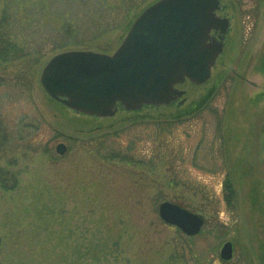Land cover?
Here are the masks:
<instances>
[{
    "label": "rangeland",
    "instance_id": "1",
    "mask_svg": "<svg viewBox=\"0 0 264 264\" xmlns=\"http://www.w3.org/2000/svg\"><path fill=\"white\" fill-rule=\"evenodd\" d=\"M157 1L83 10V0H0V35L27 50L0 61L12 138L0 167L18 176L16 189H0V264H264V0H220L219 13L232 19L224 50L207 84L178 86L182 105L99 118L68 109L39 83L59 53L113 54ZM67 24L77 45L63 47ZM166 121H175L168 131L152 124ZM112 133L98 151L96 139ZM110 150L128 158L107 159ZM161 201L201 216L200 232L165 224ZM226 242L230 261L219 257Z\"/></svg>",
    "mask_w": 264,
    "mask_h": 264
},
{
    "label": "water",
    "instance_id": "2",
    "mask_svg": "<svg viewBox=\"0 0 264 264\" xmlns=\"http://www.w3.org/2000/svg\"><path fill=\"white\" fill-rule=\"evenodd\" d=\"M220 0H159L135 19L113 54L68 51L53 56L39 83L46 94L84 115L113 117L119 109L168 106L185 95L177 85H205L223 51L229 19L216 15ZM219 32V40L211 32ZM64 144L56 147L58 154ZM160 219L186 236L197 235L204 219L178 204L163 201ZM232 243L219 257L229 261Z\"/></svg>",
    "mask_w": 264,
    "mask_h": 264
},
{
    "label": "trees",
    "instance_id": "3",
    "mask_svg": "<svg viewBox=\"0 0 264 264\" xmlns=\"http://www.w3.org/2000/svg\"><path fill=\"white\" fill-rule=\"evenodd\" d=\"M84 2V7L83 10H89L92 7L95 6H102L103 3L105 2V0H83ZM72 3V2H69ZM72 5V4H70ZM2 25V23H0V26ZM63 28V29H62ZM61 31L63 32L65 38L64 41L66 42L65 44H63V47H68V46H74L77 44H70L71 41L75 40V32L76 30L74 28H72L69 24H67L64 27H61ZM90 30V29H89ZM96 30L95 32L98 33V35H102L103 33H108L109 30L108 29H104L102 30V28H96L94 29ZM112 31V30H111ZM74 35V36H73ZM68 40L70 42H68ZM27 55V50L22 47L17 45L14 41H12L10 38H7L4 35H0V61L1 62H11L17 59H21L23 57H25ZM2 82V81H1ZM3 83H1L0 85H2ZM148 123V122H146ZM153 125H156L159 132H162L163 130H170L172 129V126H174L175 121H166V122H152ZM119 134L117 133H112L110 135L107 134V136H103V137H99L96 139L97 143L96 145H98L100 147V149H98V151H104V144H106L107 140H105L104 138H107L110 141H114L116 139V137H118ZM11 135L10 132L7 129V124H6V119L4 117V113L2 112V110L0 109V155L2 152L5 151V149L7 148L6 146L9 145L11 143ZM134 145V144H133ZM132 147V142L129 146V148L127 149V151H130ZM98 148V147H97ZM107 159H114V158H119L120 160H125L128 158L126 153H120L119 151L116 150H110L106 156ZM132 159V157H130V160ZM130 162V161H128ZM17 174L11 171H8L2 167H0V189H2L3 191L9 192V191H13L14 189H16L17 185H18V178H17ZM228 186V185H226ZM225 186V197L227 195L228 201H230V193H231V188L230 186L227 187L228 189V193H227V189ZM163 202V201H161Z\"/></svg>",
    "mask_w": 264,
    "mask_h": 264
},
{
    "label": "flooded vegetation",
    "instance_id": "4",
    "mask_svg": "<svg viewBox=\"0 0 264 264\" xmlns=\"http://www.w3.org/2000/svg\"><path fill=\"white\" fill-rule=\"evenodd\" d=\"M219 12H220V10L216 11V15L219 16V17L224 18L225 16L221 15ZM225 18H227V17H225ZM228 19H229V31H230V22H231L232 19H231V18H228ZM229 31H228V33H229ZM228 33H227V34L225 35V37H224L223 44L225 43V39H226V36L228 35ZM211 36L214 37L216 40H219L220 33H219V32H215V31H212V32H211ZM224 47H225V44H224V46H223V50H224ZM218 58H219V57H218ZM237 77L240 78L241 80H243L248 86H250V87L256 89V83L253 82V81L250 79V77H247V76L242 75V74H238ZM184 83H186V82H184ZM184 83H183V84H184ZM184 102H185V97L179 98V99L176 101V103H179L180 105L184 104Z\"/></svg>",
    "mask_w": 264,
    "mask_h": 264
}]
</instances>
